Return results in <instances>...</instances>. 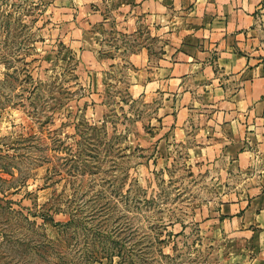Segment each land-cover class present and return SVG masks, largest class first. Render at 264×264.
Wrapping results in <instances>:
<instances>
[{
  "label": "rangeland",
  "instance_id": "1",
  "mask_svg": "<svg viewBox=\"0 0 264 264\" xmlns=\"http://www.w3.org/2000/svg\"><path fill=\"white\" fill-rule=\"evenodd\" d=\"M52 4L0 0V264H121L118 248L134 264H234L214 172L188 143L160 142L155 104L129 95L123 62L157 56L162 38L106 9L97 55L110 79L96 102Z\"/></svg>",
  "mask_w": 264,
  "mask_h": 264
},
{
  "label": "crops",
  "instance_id": "2",
  "mask_svg": "<svg viewBox=\"0 0 264 264\" xmlns=\"http://www.w3.org/2000/svg\"><path fill=\"white\" fill-rule=\"evenodd\" d=\"M52 2L56 38L78 52V83L96 102L107 78L96 31L110 27L106 9H128L132 25L141 16L162 38L157 56L142 48L128 57L129 95L155 104L160 142L188 143L194 165L214 172V221L234 264H264V0Z\"/></svg>",
  "mask_w": 264,
  "mask_h": 264
},
{
  "label": "trees",
  "instance_id": "3",
  "mask_svg": "<svg viewBox=\"0 0 264 264\" xmlns=\"http://www.w3.org/2000/svg\"><path fill=\"white\" fill-rule=\"evenodd\" d=\"M101 54H102V52H101ZM78 63V62H77ZM77 63H76V67H74L73 69H74V72L76 71V69H77ZM123 64H124V67L125 68H132V66L127 62V61H124L123 62ZM112 68V67H111ZM133 69V68H132ZM108 73V72H107ZM75 78L77 79V75L75 76ZM107 78L108 79H110V75L109 74H107ZM78 84V83H77ZM116 251H118L117 252V256L119 257V259H120V261H121V264H134V262L131 260L132 259V257H133V252H131V251H128L129 253H127L126 252V254H123L122 252H121V249L120 248H118Z\"/></svg>",
  "mask_w": 264,
  "mask_h": 264
}]
</instances>
